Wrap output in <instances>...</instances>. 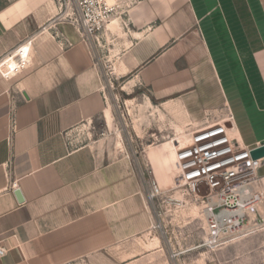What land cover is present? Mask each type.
<instances>
[{"label": "crops", "instance_id": "obj_1", "mask_svg": "<svg viewBox=\"0 0 264 264\" xmlns=\"http://www.w3.org/2000/svg\"><path fill=\"white\" fill-rule=\"evenodd\" d=\"M58 11L56 0H0V60L32 41L22 70L0 72V264L140 258L153 217L136 170L115 136L79 132H104L119 83L175 125L233 114L240 143L264 144V0H138L102 47Z\"/></svg>", "mask_w": 264, "mask_h": 264}, {"label": "rangeland", "instance_id": "obj_2", "mask_svg": "<svg viewBox=\"0 0 264 264\" xmlns=\"http://www.w3.org/2000/svg\"><path fill=\"white\" fill-rule=\"evenodd\" d=\"M104 60L102 70L107 81L112 78V68L107 58ZM142 93L137 90L127 94L121 91L119 83L116 85L108 99L106 125L107 112L111 119L104 132L120 141L122 153L136 170L153 217L151 230L143 238H152L153 242L136 249L135 252H146L140 258H99L98 262L80 258L67 264H264V207L258 223L225 237L218 245L206 243L204 206L188 203V198L176 188V162L161 159L154 163L149 158L150 148L184 136L191 129L181 126V131H177L169 118H161L153 109L145 108ZM101 132L96 123L90 122L81 128L79 135L81 139L105 137ZM166 174L172 181L162 186L161 179ZM154 183L160 193L154 189ZM131 254L134 252L128 253Z\"/></svg>", "mask_w": 264, "mask_h": 264}, {"label": "built area", "instance_id": "obj_3", "mask_svg": "<svg viewBox=\"0 0 264 264\" xmlns=\"http://www.w3.org/2000/svg\"><path fill=\"white\" fill-rule=\"evenodd\" d=\"M137 1L56 0V4L58 18L72 23L91 46L102 47L103 34L113 17L129 14ZM31 43L18 46L0 60L4 77L16 74L29 63ZM234 122L230 114L225 122L195 129L188 133L184 145L178 142L176 149V188L188 203L204 206L205 240L211 246L262 219L264 176H260V169L264 160L254 159L251 154L261 144L250 147L240 143L233 135ZM154 189L160 193L156 183ZM5 254L6 248L0 242V256Z\"/></svg>", "mask_w": 264, "mask_h": 264}, {"label": "bare ground", "instance_id": "obj_4", "mask_svg": "<svg viewBox=\"0 0 264 264\" xmlns=\"http://www.w3.org/2000/svg\"><path fill=\"white\" fill-rule=\"evenodd\" d=\"M118 24H119L118 21L116 19H114L110 22V24L108 26L111 29H115L116 27H118ZM146 100L149 103V104L147 103V105H150V101L148 99H146ZM147 105H145L146 106L145 108H147ZM160 115H161V118H164V115L162 112H160ZM110 119H111V114L109 112H107V124L110 123ZM173 125L177 129V131H181V128H182L181 126H178L175 124H173ZM105 129H106V126H105ZM104 133L106 136L108 135L107 132H104ZM183 138H185V139H183ZM188 138H189L188 133L185 134L184 136L178 135L177 137L173 138L172 140L161 143L157 147L150 148V150H149L150 159L154 163H156L157 161H159L161 159L163 161L165 160L167 163H169V160H173L174 162H176V149L178 147V142L180 145H184ZM263 160H264V158H263ZM158 172H159V170H158ZM171 181H172L171 177L166 174L161 179V184H162V186L163 185L167 186L170 184Z\"/></svg>", "mask_w": 264, "mask_h": 264}, {"label": "water", "instance_id": "obj_5", "mask_svg": "<svg viewBox=\"0 0 264 264\" xmlns=\"http://www.w3.org/2000/svg\"><path fill=\"white\" fill-rule=\"evenodd\" d=\"M251 154H252V157L254 159L264 158V144H261L260 146L253 148L251 151ZM260 176H264V164H263L262 168L260 169ZM15 193L18 197V200L22 201L23 197H22L21 190L18 189L15 191Z\"/></svg>", "mask_w": 264, "mask_h": 264}]
</instances>
